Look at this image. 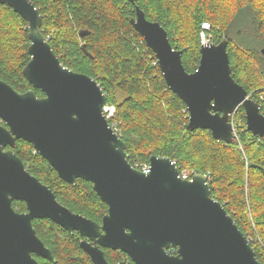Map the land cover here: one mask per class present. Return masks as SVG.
<instances>
[{
	"label": "water",
	"instance_id": "water-1",
	"mask_svg": "<svg viewBox=\"0 0 264 264\" xmlns=\"http://www.w3.org/2000/svg\"><path fill=\"white\" fill-rule=\"evenodd\" d=\"M0 3L28 23L30 58L22 73L32 86L18 92L0 79V264H40L34 254L56 261L33 226L41 218L78 232L93 264H111L102 247L130 258L115 264H262L211 196L204 174L183 179L167 156L151 155L147 173L130 164L126 143L102 112V89L61 63L41 32L42 16L31 0ZM130 21L155 54L169 89L186 104L188 130L205 129L217 140L233 142L230 115L242 106L246 129L264 137V115L232 77L226 40L201 45L198 68L187 72L181 50L172 47L159 22L147 19L138 6ZM260 52L264 56V47ZM34 88L44 95L37 96ZM18 139L31 143L63 180L92 183L107 205L101 224L57 201L13 152ZM14 200L27 210L17 211Z\"/></svg>",
	"mask_w": 264,
	"mask_h": 264
},
{
	"label": "trees",
	"instance_id": "trees-1",
	"mask_svg": "<svg viewBox=\"0 0 264 264\" xmlns=\"http://www.w3.org/2000/svg\"><path fill=\"white\" fill-rule=\"evenodd\" d=\"M39 10L41 32L61 63L93 78L115 106L118 135L126 143L128 161L150 163L167 156L179 171L209 174L211 196L231 215L264 264V137L246 129L239 106L231 117L237 139L224 142L205 129L188 130L186 104L169 89L153 51L134 29L138 6L147 19L159 22L181 62L194 72L200 60L201 24L208 22L214 44L227 41L231 74L264 115V0H31ZM27 21L0 3V79L16 91L32 88L22 73L28 62ZM155 63H154V62ZM37 96L44 94L34 88ZM13 152L27 170L55 193L71 211L101 223L107 205L88 180H63L50 163L24 139ZM13 207L27 210L23 201ZM39 238L56 261L34 254L40 264H93L80 246L78 232L54 221L34 219ZM107 261L126 257L103 247ZM174 252V251H173Z\"/></svg>",
	"mask_w": 264,
	"mask_h": 264
},
{
	"label": "built area",
	"instance_id": "built-area-1",
	"mask_svg": "<svg viewBox=\"0 0 264 264\" xmlns=\"http://www.w3.org/2000/svg\"><path fill=\"white\" fill-rule=\"evenodd\" d=\"M209 29H210V25H209L208 22H203L201 24V32H200L201 45L205 46V45H210V44L213 43L212 42V35L209 32ZM102 112H103L105 118L107 119L110 127L113 129V131H115L118 134V132H117V130H118V122L114 118L115 117V112H116L115 106L113 104H111V103H105L104 102L103 105H102ZM233 114L234 113H232L230 115V120H231V117L233 116ZM232 123H233V121H232ZM233 132L235 134V139H237V131L235 129V126L233 127ZM172 162L175 164V161H172ZM139 169L141 171L147 173L150 170V164H143V165H141V167ZM194 173H195V171L184 169L182 171H179L178 176L183 178V179L190 180ZM204 175L207 177V180H209V177H210L209 174H204Z\"/></svg>",
	"mask_w": 264,
	"mask_h": 264
},
{
	"label": "flooded vegetation",
	"instance_id": "flooded-vegetation-1",
	"mask_svg": "<svg viewBox=\"0 0 264 264\" xmlns=\"http://www.w3.org/2000/svg\"><path fill=\"white\" fill-rule=\"evenodd\" d=\"M103 218V217H102ZM102 221V220H101ZM98 224H101V223H98ZM111 249V248H110ZM102 250H103V247H102ZM115 250V249H114ZM117 251H121V250H117ZM105 257V256H104ZM106 259V258H105ZM121 261H130V258H129V256H126V257H123V259H120L119 261H116V262H114V263H111V262H109V263H111V264H115V263H117V262H121Z\"/></svg>",
	"mask_w": 264,
	"mask_h": 264
},
{
	"label": "rangeland",
	"instance_id": "rangeland-1",
	"mask_svg": "<svg viewBox=\"0 0 264 264\" xmlns=\"http://www.w3.org/2000/svg\"><path fill=\"white\" fill-rule=\"evenodd\" d=\"M250 97H251V96H250ZM251 98H252V97H251ZM143 164H148V163H139V164L137 163L135 167H136L137 169H139V168L141 167V165H143Z\"/></svg>",
	"mask_w": 264,
	"mask_h": 264
}]
</instances>
